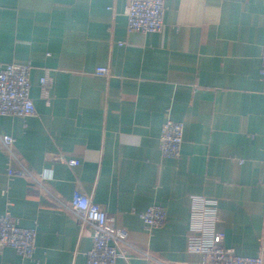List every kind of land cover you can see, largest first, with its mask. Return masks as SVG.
Masks as SVG:
<instances>
[{"label": "crops", "instance_id": "0c3cea01", "mask_svg": "<svg viewBox=\"0 0 264 264\" xmlns=\"http://www.w3.org/2000/svg\"><path fill=\"white\" fill-rule=\"evenodd\" d=\"M125 4L0 0V64H30L35 106L0 115V133L41 183L8 177L0 144V214L36 230L33 258L7 246L0 264L85 263L92 229L62 204L76 188L127 231L115 264H206L187 248L198 196L224 246L264 255V0H165L159 32L128 30ZM166 118L183 124L177 157L160 154ZM153 204L166 221L148 230Z\"/></svg>", "mask_w": 264, "mask_h": 264}, {"label": "built area", "instance_id": "2783aa9c", "mask_svg": "<svg viewBox=\"0 0 264 264\" xmlns=\"http://www.w3.org/2000/svg\"><path fill=\"white\" fill-rule=\"evenodd\" d=\"M124 14L128 30L159 32L163 27L165 0H125ZM260 61L264 67V44L261 45ZM29 63L5 62L0 64V115L26 117L35 113L34 103L29 96ZM94 73L107 74V67H95ZM50 81L40 79V86L46 95V85ZM183 124L166 118L160 128L159 150L164 157H177L180 152ZM0 144L5 151L8 163V177L21 176L37 184L40 181L16 156L13 138L0 133ZM53 161L77 165L78 159H66L60 154L51 156ZM63 206L76 219L80 227L88 225L92 229L91 245L85 252L84 264H115L117 257L124 256L120 250L127 245V231L117 227L103 205L80 189H74L71 198ZM148 230L162 226L166 221V210L159 204L148 206L139 214ZM217 221L216 200L193 197L190 206V220L187 234V248L201 253L206 264H264V255H240L231 247L222 244V233L215 229ZM36 230L20 226L6 211L0 214V251L12 247L19 255L33 258ZM165 264V263H164Z\"/></svg>", "mask_w": 264, "mask_h": 264}]
</instances>
